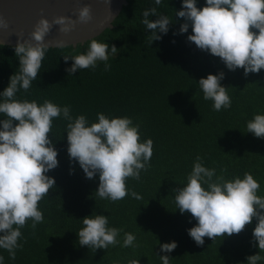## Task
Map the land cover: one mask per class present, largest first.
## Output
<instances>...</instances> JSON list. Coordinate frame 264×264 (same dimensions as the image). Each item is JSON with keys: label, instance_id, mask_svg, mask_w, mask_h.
I'll list each match as a JSON object with an SVG mask.
<instances>
[{"label": "trees", "instance_id": "obj_1", "mask_svg": "<svg viewBox=\"0 0 264 264\" xmlns=\"http://www.w3.org/2000/svg\"><path fill=\"white\" fill-rule=\"evenodd\" d=\"M204 6L206 0H197L198 8ZM152 7L177 22L151 45L146 38L152 33L142 20L143 11ZM179 10L182 0H162L159 6L154 0H129L114 28L96 37L118 49L117 56L109 57L110 70L98 62L95 69L73 76L66 72L73 61L65 63L63 56L86 52L89 41L76 47L49 48L37 80L28 92L21 89L17 93L21 100L43 104L48 99L61 107L70 106L73 117L85 115L89 123L97 122L98 113L129 117L140 125L141 142L152 139L154 143L151 166L141 171L139 181H126L130 192L142 199L129 193L111 202L94 194L98 176L87 179L78 162L72 172L67 121L54 119L49 138L59 153V166L47 173L56 185L39 203L44 222L33 231L28 221L21 230L23 248L16 250L15 260L0 249L4 264H128L132 259L140 264H162L159 256L163 255L172 258L170 264H247V257L259 253L258 243L255 247L252 243L255 220L238 235L218 237L215 242L205 237L204 245L197 246L188 235L197 222L191 214H180L174 202L172 190L186 185L198 155L205 167L217 168L218 175L227 168L223 173L227 180L251 173L260 184L257 194L264 197V139L247 133V122L256 114L264 115V69L245 77L243 69L230 71L219 58L189 43L191 28L186 34L174 35L184 23L175 16ZM14 48L0 45V93L19 68ZM221 71L225 73L221 84L228 88L232 103L229 109L215 111L213 102L203 99L198 82ZM94 212L109 217V227L123 229L120 245L96 251L79 245L82 219ZM124 232L134 234L139 247H122ZM173 241L178 244L173 252H161L160 245Z\"/></svg>", "mask_w": 264, "mask_h": 264}, {"label": "clouds", "instance_id": "obj_2", "mask_svg": "<svg viewBox=\"0 0 264 264\" xmlns=\"http://www.w3.org/2000/svg\"><path fill=\"white\" fill-rule=\"evenodd\" d=\"M154 3L159 6L162 0ZM152 16L158 19L153 21ZM175 16L184 23L173 34H186L191 28L187 41L219 58L228 70L243 69L247 77L264 69V0H206L202 9L197 7V0H182V10L176 11ZM92 19L89 6L79 9L77 19L42 18L29 39L18 41L14 48L19 68L0 93L3 116L0 120V249L6 250L11 260L16 259V250L23 248L19 243L23 238L21 230L28 221L33 231L44 222L39 203L56 185V180L47 175L59 166V153L49 138L54 119L62 117L67 121V152L73 163L72 172L78 162L87 179L99 177L96 197L117 202L130 193L132 198L142 199L135 191L130 192L126 184L128 178L139 181L141 171L151 166L154 142L152 139L141 142L139 124L126 116L109 118L104 113L97 114V122L89 123L85 115L73 117L70 106L61 107L48 99L38 104L35 100L17 98L21 89L28 92L37 80L50 48L45 40L53 28L58 26L61 33L68 34L78 23L87 24ZM174 23L168 15L159 13L157 7L143 11L142 24L152 33L146 38L151 45L162 40L160 34L167 35ZM8 27V22L0 17V29ZM65 46L63 41L57 43V47ZM117 54L114 44L110 46L94 38L88 42L86 52L63 56L65 63L73 61L65 70L73 76L77 71L95 69L98 62H103L104 70L108 71L110 55ZM224 79L225 73L221 71L198 82L203 99L212 101L215 111L231 108L228 88L221 84ZM247 133L264 139V115L256 114L247 122ZM220 172L218 175L217 168L205 167L203 157L198 155L186 185L172 190L180 214H191L197 222L188 229V235L197 246H203L205 237L215 242L218 237L238 235L255 220L252 243L254 247L258 243L259 253L247 257V264H260L264 261L260 254L264 252V197L257 194L260 184L249 172L243 178L236 176L231 180L223 175L227 168ZM82 225L77 232L80 246L96 251L120 245L118 237L123 229L109 227V217L94 212L82 219ZM121 246L139 247L136 236L130 232H124ZM177 247L173 241L160 245V250L171 253ZM159 258L162 264H170L172 260L169 255ZM0 264H4L2 255ZM128 264H140V260L132 259Z\"/></svg>", "mask_w": 264, "mask_h": 264}, {"label": "water", "instance_id": "obj_3", "mask_svg": "<svg viewBox=\"0 0 264 264\" xmlns=\"http://www.w3.org/2000/svg\"><path fill=\"white\" fill-rule=\"evenodd\" d=\"M129 0H0V17L8 22V29H0V45L16 46L18 41H27L35 25L42 18L49 21L64 16L78 18L79 9L89 6L93 19L87 24L64 34L54 27L45 43L57 48L63 41L66 46L84 45L101 35L106 29L114 28V21ZM65 46V47H66Z\"/></svg>", "mask_w": 264, "mask_h": 264}]
</instances>
